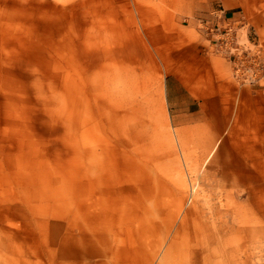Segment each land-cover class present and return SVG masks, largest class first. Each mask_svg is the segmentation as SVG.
Wrapping results in <instances>:
<instances>
[{
	"label": "rangeland",
	"instance_id": "obj_1",
	"mask_svg": "<svg viewBox=\"0 0 264 264\" xmlns=\"http://www.w3.org/2000/svg\"><path fill=\"white\" fill-rule=\"evenodd\" d=\"M13 1L0 0V264H264V72L241 85L204 42L238 95L192 129L205 117H175L167 68L122 44L118 21L105 44L88 0Z\"/></svg>",
	"mask_w": 264,
	"mask_h": 264
},
{
	"label": "crops",
	"instance_id": "obj_2",
	"mask_svg": "<svg viewBox=\"0 0 264 264\" xmlns=\"http://www.w3.org/2000/svg\"><path fill=\"white\" fill-rule=\"evenodd\" d=\"M10 1L14 2L7 0ZM88 3L93 6L94 19L104 22L105 44L110 36L107 21H118L122 44L127 46L128 41H133L156 54L167 68L168 97L178 106L174 109L175 117H205L203 122H192V129L201 128L200 124L208 122L206 118L222 115V103L233 96V90L238 95L231 81L229 62L200 49L206 41L195 18H210L209 11L215 5L222 6L228 19L247 22L256 41L264 45V0H88ZM115 4L119 5V12L114 15ZM183 16L188 17L186 23L182 22ZM211 135L209 143L214 139ZM247 159L246 156L236 161L239 167L233 170L235 175L245 173L240 165L248 164ZM242 179L246 180L244 175Z\"/></svg>",
	"mask_w": 264,
	"mask_h": 264
},
{
	"label": "built area",
	"instance_id": "obj_3",
	"mask_svg": "<svg viewBox=\"0 0 264 264\" xmlns=\"http://www.w3.org/2000/svg\"><path fill=\"white\" fill-rule=\"evenodd\" d=\"M212 15L210 18L200 19L198 22L200 32L209 48L215 54L221 55L231 62L234 78L241 85L251 86L260 81L261 74L264 72L262 71L264 67L260 66L262 58L252 53L241 39L242 31L245 30L246 40L249 44L253 43L250 39L249 27L228 19L222 10ZM253 44L255 45V43Z\"/></svg>",
	"mask_w": 264,
	"mask_h": 264
}]
</instances>
